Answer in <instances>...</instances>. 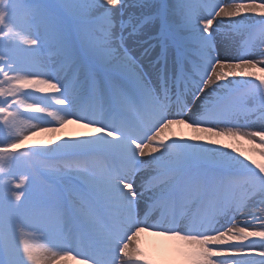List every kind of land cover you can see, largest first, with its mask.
Here are the masks:
<instances>
[{"label":"snow or ice","instance_id":"snow-or-ice-1","mask_svg":"<svg viewBox=\"0 0 264 264\" xmlns=\"http://www.w3.org/2000/svg\"><path fill=\"white\" fill-rule=\"evenodd\" d=\"M68 260L264 264V0H0V264Z\"/></svg>","mask_w":264,"mask_h":264},{"label":"bare ground","instance_id":"bare-ground-1","mask_svg":"<svg viewBox=\"0 0 264 264\" xmlns=\"http://www.w3.org/2000/svg\"><path fill=\"white\" fill-rule=\"evenodd\" d=\"M49 119H51V118H49ZM70 131L79 132V131H83V130L82 129H77L74 126H70ZM183 132L184 133H189V130L184 129ZM36 139H39V138H36ZM33 142H29V143H33ZM222 142H230V141H222ZM239 146L242 147L243 149H248L250 147L249 145L245 144L243 141L239 142ZM254 158L257 159L259 157H254ZM254 239H258V238H254ZM156 248H157V244L155 245V247L153 249H150L149 251H151V250L153 251ZM65 264H73V262L71 260H68V261L65 262Z\"/></svg>","mask_w":264,"mask_h":264},{"label":"rangeland","instance_id":"rangeland-1","mask_svg":"<svg viewBox=\"0 0 264 264\" xmlns=\"http://www.w3.org/2000/svg\"><path fill=\"white\" fill-rule=\"evenodd\" d=\"M257 160H258V162H261V161H259V158H257Z\"/></svg>","mask_w":264,"mask_h":264}]
</instances>
